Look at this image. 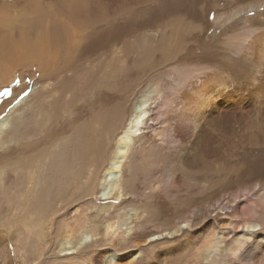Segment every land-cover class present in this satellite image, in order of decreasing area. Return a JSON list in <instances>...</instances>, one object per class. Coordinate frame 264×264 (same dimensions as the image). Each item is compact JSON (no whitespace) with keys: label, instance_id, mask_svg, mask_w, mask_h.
I'll return each instance as SVG.
<instances>
[{"label":"bare ground","instance_id":"1","mask_svg":"<svg viewBox=\"0 0 264 264\" xmlns=\"http://www.w3.org/2000/svg\"><path fill=\"white\" fill-rule=\"evenodd\" d=\"M242 1L214 0L211 9L225 2L230 11L213 12L218 36L211 38V44L198 46V57H189L193 45L187 44L196 42H188L186 37L199 30L192 8L188 18L184 17L186 12L183 16L165 14L166 21L159 24L156 35H149L143 30L154 28L148 27L150 22L140 18V13L155 7L151 0H0V94L2 87H13L11 100L0 107V164L6 172L0 175V189H5L7 175L14 180L25 179L21 187L5 192L4 197L7 205L18 201L19 196L29 202V210L22 214L20 234L41 237L42 229L62 208L76 206L90 196L120 203L127 196L134 197L135 157L141 152L139 144L152 134L168 151L180 153V163L192 181L184 200L178 198V185L173 186L176 195L170 193L171 187L166 188L167 195L175 199L171 213L177 215L182 209L190 216L192 202L202 206L207 200L213 201L208 205H216L218 210L228 209L234 220H214V229L204 238L192 232L181 234L180 223L160 224L158 220L165 211L145 198L138 206L130 203L134 215L124 212L115 216L118 222L134 221L126 230L127 237L133 230H144L154 223L155 231H159V225L165 227L156 234L168 232L183 237L181 243L162 251L163 259L186 256L183 264H264V30L256 34L248 25L252 20L248 15L256 14L257 9L261 13L264 0L244 9L238 6ZM164 2L160 0L158 10H163ZM207 5L204 7L208 11ZM260 13L258 16H264ZM238 22L247 27L244 33L217 40ZM216 40L222 45L219 51L215 50ZM232 49L238 58L228 55L227 50L232 53ZM194 60L215 69L218 66L220 71L185 67L184 62ZM165 68L175 74L174 95L168 106L159 86L145 90L155 77L151 75ZM228 74L241 78L243 87L250 90L242 91L238 103L226 107L227 98L235 97L228 92L238 87ZM30 85L31 91L25 95ZM84 99L90 102L78 104ZM210 127L216 128L215 138L209 136ZM21 128L25 145L17 152L4 149L11 134ZM74 137L80 138L79 144L72 145L74 151L71 149L72 161L79 162L78 167H66L62 156ZM153 150L154 145L146 146L147 154ZM84 167L97 172V178L105 167L97 186L95 177L86 176L83 182ZM50 176L56 187L48 194L44 191ZM231 179L234 183L225 185ZM242 201L249 204L250 218L238 215ZM86 202L63 228V241L55 246L58 252L72 249L66 248L71 243L77 248L99 235H117L122 241L121 247L117 243L119 250L128 249L129 242L135 248L143 245L138 233L124 239L123 233L114 230L117 222L92 218V205ZM186 217L179 221L189 226ZM224 227L234 231L233 237L225 239L224 231H215ZM237 228H241L240 233L235 232ZM192 242L194 248L190 247ZM108 243L116 247L112 239ZM155 248L152 244L144 250L157 254L159 261L162 254L158 255ZM135 250L124 251V257L131 253L135 257L127 264L144 253ZM119 260L117 257L113 264H119Z\"/></svg>","mask_w":264,"mask_h":264},{"label":"rangeland","instance_id":"2","mask_svg":"<svg viewBox=\"0 0 264 264\" xmlns=\"http://www.w3.org/2000/svg\"><path fill=\"white\" fill-rule=\"evenodd\" d=\"M211 1V2H210ZM256 1L258 0H244L238 4L241 8H246L248 6H252ZM263 1V0H259ZM181 2V3H179ZM214 0H165V2L161 5L163 10H158L159 7L155 6L153 7H147L142 10L140 13V18L146 19L148 22H150L148 27H152L154 29H148L143 30L147 31L149 35H154L157 31V27L159 24H161L163 21H166L164 16H169L170 14H181V16L188 18L192 16V12H190V8H192V11H194L193 18L194 19V25L199 28V30L195 31L192 35L186 37L188 42H196L187 44V47L189 45H193L190 48V54L189 57L193 54H196L194 57H198L199 49L198 46H205L212 43V37L218 36V28L215 24H213L212 15L213 12L218 13H228L230 9H228V4L225 2H221L220 7L212 8L209 7ZM203 5H202V4ZM208 3L206 8L209 10L207 11L205 9V5ZM173 4V5H172ZM172 5V6H171ZM159 6V5H158ZM173 7V8H170ZM175 6V7H174ZM212 6V5H211ZM235 6L231 7L234 8ZM175 9V10H174ZM217 10V11H216ZM158 11V12H157ZM150 12V13H149ZM163 12V15H160ZM175 12V13H174ZM184 12V13H182ZM148 13V14H147ZM169 13V14H168ZM260 13V10H256V14L252 12L251 15H248L251 17L252 20L248 23L249 27L255 30V33L258 34L262 30H264V16H258ZM255 14V15H254ZM264 14V10L260 13ZM149 15V16H146ZM156 17H155V16ZM153 17V18H151ZM173 17H177L173 16ZM161 18V19H160ZM192 18V19H193ZM144 19H141L144 21ZM151 20V21H150ZM162 20V21H161ZM146 22V21H145ZM143 22V23H145ZM157 22V23H156ZM152 23V25H151ZM159 28V27H158ZM229 32L226 34H223V36H220L217 40L225 39V37L229 35H236V34H242L246 31L247 27L243 22H238V24H234L230 26ZM244 29V30H243ZM197 33V34H196ZM148 35V34H147ZM156 35V34H155ZM185 37V36H184ZM180 38V37H179ZM196 39V40H195ZM215 42L216 51H219L222 49V45H218L217 41ZM214 44V43H213ZM186 44H184V47ZM197 45V46H196ZM221 46V49L220 47ZM193 50V51H192ZM230 51V50H229ZM227 50V53L229 56H231L234 59V50L232 49V53H230ZM235 58H238V54ZM187 61V60H186ZM186 65V68L195 67L196 69L204 68L206 69V72L209 70H213L215 68L211 67L210 64L205 63H198L194 60V62H184ZM215 70H219L218 66ZM234 70V69H233ZM220 71V70H219ZM220 74H214L218 75ZM155 75V77H152V79L147 83V87L145 90H148L149 88H154L156 86H159L161 90V94H163V98L166 101L167 106L169 105L170 98L174 95L172 90L174 89L173 85V76L175 74H172L168 68H165L158 72V74H152L151 76ZM225 75V74H224ZM223 75V76H224ZM230 75V74H228ZM231 76L232 81H236L238 84V87H234L231 89L228 93L235 94V97H229L227 98V101L225 102L226 107L231 106L233 103H238L239 99L242 97L244 92H248L250 88L243 87L241 81V78L238 76ZM13 87L11 85L7 87H2L1 94H0V107L3 105L5 101H10V96L12 95ZM26 94L31 91V85L29 88L26 89ZM23 95V94H22ZM139 93H136L135 96H138ZM16 99V98H15ZM19 99V100H18ZM18 103H20V98L18 97ZM15 100L13 99V102ZM7 102V103H8ZM90 102V99H85L82 101L80 100L78 104L80 105H87ZM6 103V104H7ZM14 104V103H13ZM5 106V105H4ZM4 112V110H3ZM2 112V113H3ZM1 113V114H2ZM31 124V121L28 123ZM207 126L204 130H206ZM211 130L209 133V136L211 138H215L214 132L216 131L215 127H210ZM23 128H21L19 133L11 134V141H8L7 147H4V149H7L10 152H17L19 151L26 142V136H24ZM30 128V133H32L33 130ZM147 134V133H146ZM150 135V136H149ZM146 135V140L142 141L140 145L141 152H139L136 155L135 159V168L133 170L134 176H132L133 180V187L135 188V196H127V200L125 202L120 203L121 200H96L94 196H90L88 198H85L82 200V202L90 203L92 208L89 210V213L92 214V218H98V220H101L102 218H105L106 220L110 222H117L114 224V230H119L120 233H123L124 239L127 237V229L133 225L134 221L131 222L130 220L121 221L118 222L115 219V216L120 213L128 212L130 215H134V212L131 211L130 203L132 205H140L143 199H149L148 202H152V204L159 208V206L164 210L162 217L158 221L161 223H164V225H173V224H179L178 228L179 233L181 234L183 232H192L195 237L204 238L207 233H209L211 230L214 229V220H234L228 209L226 210H218L217 206H209L208 203H212L211 201H204V205H199L198 203L192 202L190 209L192 212V215L189 216L187 214L186 210L183 211L180 209V212H178V216L171 213L172 202L175 200L174 198H170L166 193V188H170V193L173 195H176V191L173 190V186L178 185V198L179 199H186V187L192 183L190 178L188 177V170L184 167L182 163H180L182 160L180 159L179 155L180 153L173 151L170 149L167 150V146H165L162 143H158L157 140L154 138L152 134ZM20 136V138H19ZM83 132H81V138H83ZM78 139L77 137H74V140L72 143L68 146V150L64 152V155L62 156V162L66 167L67 166H73L78 167L79 162H73L75 160L73 156V144L77 145L80 142L77 143ZM118 138H116L114 141H112L111 146L109 147V150L112 151L114 149L115 144L117 142ZM150 142V143H148ZM145 143V144H144ZM83 145H85L83 143ZM154 145V150L147 154L146 146ZM70 149V150H69ZM71 152V153H69ZM66 153V154H65ZM147 154V155H146ZM68 155V156H67ZM70 155V158H69ZM73 160V161H72ZM69 163H68V162ZM68 163V164H66ZM105 169V167H104ZM104 169L99 170L98 178L96 176L97 172H93L92 168L84 167L83 170L86 175L82 177L83 182L84 178L87 176H91L90 178H97L96 180V186L97 182L100 180V177L102 176V173H104ZM127 171V170H126ZM6 173L3 168L2 164H0V175L3 176V174ZM76 177L77 181L79 182L80 179L77 175L76 171ZM58 178V177H57ZM55 178V182L56 179ZM62 178V179H59ZM59 180H63V177H59ZM125 178H128L127 176ZM230 178H233L230 177ZM99 179V180H98ZM177 179L182 180L180 184H177ZM189 179V180H188ZM22 180H14L12 177L8 176L4 178L3 185L5 189H0V264H108V261L112 260L109 264H113L114 260L117 261V257H120L121 260H119V264H127L128 261L133 260L135 257L133 256L134 253H131L130 255H126V257L123 256L125 252L128 251H134L136 248L132 245V242H129V247L126 250H119V248L122 246L120 245L122 243L121 239L117 237V235H114L112 237L109 236H102L99 235L97 237H90L88 238L87 242L85 244L79 246L76 248L72 243L71 245H67L66 248L72 247V249L68 251L58 252V248L55 247L57 243H61L63 241L62 238H64V232L63 228L71 222L73 216L75 213L82 207V202H78L76 206H70L64 207L60 210V213L56 215L55 217H52V220L48 222L47 226L44 227L41 231L42 236L37 238L35 236H25L23 234H20L21 224H22V214L25 213L26 210H29V202H25V198L18 197V201H13L11 205H7L4 202V197L7 194H9L14 188L21 187ZM57 180V185L60 183V181ZM256 179L251 180L250 182H254ZM7 181V182H6ZM227 184H233L234 181L229 180L226 181ZM48 188L44 192H53V188L56 187L55 184L52 182V176L49 177V182H47ZM51 183V184H50ZM46 184V185H47ZM251 184V183H250ZM63 185V184H62ZM182 185V186H181ZM7 186V187H5ZM52 186V187H50ZM80 186V184L77 185V187ZM51 189V190H50ZM234 190V189H233ZM6 192V193H5ZM77 194V193H75ZM223 197L220 196L219 198ZM135 198V199H133ZM101 199V198H100ZM123 200V199H122ZM188 200V199H187ZM76 200L75 202H77ZM190 201V200H189ZM74 202V203H75ZM120 203V204H119ZM112 206L111 209L107 208L104 209V207ZM196 205V207H194ZM198 205V206H197ZM158 206V207H157ZM198 208H201L198 210ZM217 210H215V209ZM101 211V212H100ZM142 211V210H141ZM141 211H137L141 213ZM172 214V215H171ZM182 214V215H181ZM238 215L243 216L244 218H250V208L249 204H247L246 201H242L241 207L238 206ZM237 215V216H238ZM31 216L33 217V214L31 213ZM181 218H180V217ZM184 216L188 217L189 222L186 225V223H181L179 220L184 219ZM129 219V216H127ZM186 217V218H187ZM49 219V218H47ZM96 220V221H98ZM165 221V222H164ZM167 221V222H166ZM131 222V223H130ZM19 223V224H18ZM154 223H149L144 230L136 231L133 230L128 239L131 238L132 235L135 233H138L139 240L142 241L143 245L141 247H138L135 251H143V254H138L136 259L134 260L135 264L138 262L139 264H183L184 259L182 256L179 257H172L170 259H163L162 251L167 246H172L174 244H179L183 241V237L179 235H169L168 232H163L161 234H156V232H160L163 230V225H159V231H155ZM113 230V232H114ZM217 232L224 231V237L225 239H230L234 235V231H231L229 228L224 227L223 230H215ZM103 232V231H102ZM112 232V233H113ZM229 232V233H228ZM236 233L241 232V228L235 229ZM223 233V232H222ZM220 236V238H223V236ZM126 238V239H127ZM110 239L113 240V244L116 246L115 248L112 246L111 243H108ZM119 239V240H118ZM131 240V239H130ZM117 243H119L120 247H117ZM170 243V244H169ZM156 245L155 251L158 252V255H161V258L159 261L156 260L157 254H147L148 252L144 249H146L150 245ZM166 244V245H165ZM193 246L191 245V248H194L196 245H194V242H192ZM118 245V246H119ZM220 246H224L223 242L220 243ZM141 248V249H140ZM77 249V250H75ZM105 249L107 251H105ZM119 250V251H118ZM125 251V252H124ZM99 255V257H96ZM102 256V258H101ZM90 260H88L89 258ZM96 257V258H95ZM142 258V260H141ZM155 258V259H154ZM182 260L180 261L179 260ZM86 261L84 262H80ZM146 259V260H145ZM94 260V261H93ZM141 260V261H140ZM167 260V261H166ZM169 260V261H168ZM136 261V262H135ZM164 261V262H163ZM166 261V262H165ZM92 262V263H91ZM171 262V263H170ZM180 262V263H179ZM137 263V264H138Z\"/></svg>","mask_w":264,"mask_h":264},{"label":"snow or ice","instance_id":"3","mask_svg":"<svg viewBox=\"0 0 264 264\" xmlns=\"http://www.w3.org/2000/svg\"><path fill=\"white\" fill-rule=\"evenodd\" d=\"M151 3L155 6H158L160 3V0H151Z\"/></svg>","mask_w":264,"mask_h":264}]
</instances>
